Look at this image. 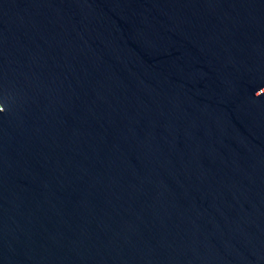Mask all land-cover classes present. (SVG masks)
<instances>
[{"label":"water","instance_id":"obj_1","mask_svg":"<svg viewBox=\"0 0 264 264\" xmlns=\"http://www.w3.org/2000/svg\"><path fill=\"white\" fill-rule=\"evenodd\" d=\"M0 264H264V0H0Z\"/></svg>","mask_w":264,"mask_h":264}]
</instances>
